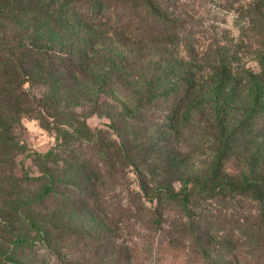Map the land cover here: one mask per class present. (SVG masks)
Here are the masks:
<instances>
[{
  "label": "trees",
  "instance_id": "1",
  "mask_svg": "<svg viewBox=\"0 0 264 264\" xmlns=\"http://www.w3.org/2000/svg\"><path fill=\"white\" fill-rule=\"evenodd\" d=\"M259 1L257 5L253 3L251 8L254 7L249 11V21L254 24L249 28L250 35L246 37L247 41L255 40L258 45L259 41L264 43V12L259 13L264 0ZM179 2L180 0H0V146L7 151L10 162L26 151L20 135L23 130L20 123L22 117H33L41 127L52 129L55 132L54 146L45 154L34 153V156L46 163L61 162L66 165L63 171L69 178L64 180L74 191L71 189L57 194L65 199L61 209L66 207V203L81 211H85V208L91 219L92 216L103 214L102 203L98 202V190H107L117 185L118 180L121 181L122 190L127 194L125 201L121 200L116 207L115 220L111 222L103 216L105 223L107 220L108 224H113L112 236L80 234L66 230V227L61 228L65 237L80 234L84 235L82 238L95 239L98 243L97 252L101 251V247L106 248L107 252L115 247L117 254L111 264H129V261L138 264L139 257L152 252L156 255L154 260H157V264H165L168 256L173 257L174 261L188 257L198 264H264L262 206L261 211H258L261 212V230L251 231L249 237L256 243L243 252L246 258H241L235 239L237 231L239 234L245 231L242 226H235L233 231L226 223L214 222L207 215H203L201 219L196 216V210L203 200L218 199L220 194L215 192L216 189L225 188L230 193H242L245 197H259L264 194V179L250 178L240 187L215 184L212 188L209 186L212 183L208 180L198 181L192 177L182 179L174 173L183 162L189 161L187 156L181 155L180 150L197 130L200 132L204 129L209 141H216L214 131L209 129L222 130L224 119H221V114L225 109L219 103L221 97L228 92L225 87L235 84L234 80H237L223 64V59L216 58L213 64H223L222 68L212 67L215 74L212 72L209 78L213 77L218 85L211 88L206 84V88L200 86L199 91L195 76L191 74L192 70L188 69L186 75L179 74L168 60L171 53L164 49L161 54L151 55V51L177 44L181 33H194L191 29L193 24L188 29L183 28L188 20L177 18L179 22H176L165 15L169 13V8L175 9ZM71 17L82 18L86 23L96 18L114 21L115 33L121 34L126 42V56L130 55L122 61L127 67H135V63L142 65L150 57V70L146 72L148 75L145 74L146 69H140L138 74L142 84L136 87L139 90L134 93L135 107L122 108L116 116L113 114L109 117L112 120L109 127L115 133L114 136L105 129H91L83 120L85 116L76 114L70 107L71 96H64L71 81L79 82L87 75L91 76L88 79L91 83L95 79L92 68L90 70L94 62L89 53L92 46L88 47L80 42L73 27L67 24ZM196 60L197 55H194V61ZM181 64L178 66L182 68ZM262 65L264 71V64ZM110 68H113L112 63H108L106 70ZM258 77L259 75L251 76V79L257 78L259 81L261 77ZM34 85L44 89L39 96L33 93ZM256 89L259 93L260 87ZM198 92L199 101L196 95ZM160 100L170 102L171 112L162 114L159 118L149 109L153 101ZM204 101L210 105L205 106ZM75 103L78 104L76 101ZM201 103L203 107H200ZM254 105L257 103L254 102ZM164 122L168 126L179 124L181 128L179 126V130L173 135H178L179 138L181 135L185 136L181 144L176 146L175 152L172 147L174 143L180 142L177 136L161 130L163 136L161 143L157 145L150 142L153 134L146 137V140L141 135L146 124ZM131 170L137 177V190L131 189L125 182ZM49 173L52 171L49 170ZM48 178L50 182L48 179L49 184L42 194L25 203V206H41L44 201L54 200L56 192L53 183L57 182L50 176ZM174 182L181 185L177 194L172 190ZM229 182L233 184V181ZM170 203L180 207L177 210H167ZM174 211L177 212L176 218L171 214ZM246 219H243L242 224L246 223ZM99 220L102 221L100 218ZM30 223L31 227L39 231L40 222L33 220ZM256 226L255 224L254 227ZM140 230L150 235L146 234L147 238L144 234L139 236ZM120 232L121 239H118ZM217 232H224L223 237L230 239L227 246H218L212 240ZM135 236L140 239L145 237V243H142L146 244L145 251L136 245L140 242ZM51 240L47 241V237L43 236L44 245ZM14 245L15 248L22 247L26 245V241L16 237ZM103 252L105 256L108 255L104 249ZM215 252L220 255L226 253L227 260L221 262L220 259L213 258L211 255ZM248 256L252 258L249 259ZM105 263L106 261L101 262Z\"/></svg>",
  "mask_w": 264,
  "mask_h": 264
},
{
  "label": "rangeland",
  "instance_id": "2",
  "mask_svg": "<svg viewBox=\"0 0 264 264\" xmlns=\"http://www.w3.org/2000/svg\"><path fill=\"white\" fill-rule=\"evenodd\" d=\"M253 3L257 5L260 1L180 0L175 9L169 8L167 10L169 13L165 14L170 20L176 22H179L177 18L188 20L187 24H183V28L188 29L193 24L191 29L194 33L183 35L181 33L177 44H169L165 48L151 51L152 56L161 54V50L164 51V49L171 53L172 56L168 60L179 74L186 75L188 69L192 70L191 74L195 76L199 91L200 86L206 88V84H209L211 88L218 85L213 77L209 78L213 72L212 67L221 69V65L225 64L231 70L232 76L237 79L234 80L235 84L231 83L225 87L228 92L221 97L219 103L221 106L224 105L222 108L225 109V112L221 114V119H224L223 132L219 128L209 129L211 132L214 131L216 141L214 139L210 142L205 130L201 129L200 132L197 130L180 150L182 156L189 158L188 162H183L174 171L175 176L182 179L192 177L198 181L208 180L212 183L209 185L212 188L216 186L215 184L240 187L250 178L264 179V76H262L264 71L261 67L264 64V43L259 41L258 45L255 40L251 42L246 38L250 35V26L254 24L249 21L251 15L249 11L253 9L254 6L251 8ZM159 4L163 6L161 2ZM263 12L264 6L259 10V13L263 14ZM86 22L79 17H71L67 20V24L73 27L80 42L85 46H92V51L89 53L94 62L90 70L92 68L95 79L91 83L92 81L88 80L91 76L87 75L86 78L78 80L79 82L71 81L72 83L70 82L66 87L64 96L66 97V94L71 96L70 107L76 114L85 116L83 120L91 129H105L114 136L115 133L109 127L112 124L109 117L113 114L116 116L122 108H131L136 104L134 93L139 90L136 87L142 84L138 74L140 69H146L145 74L150 70V57L145 59L142 65L135 63V67H127V64L122 61L124 57L129 58L130 55L126 56V42L121 34L115 33L114 21L108 22L104 18H96L90 20V23ZM197 30L198 33H195ZM194 55H197L196 61H194ZM216 58H222L223 64L218 62L213 64ZM108 63H112L113 68L107 71ZM178 64H181L182 68ZM106 71L107 74L103 75ZM258 75V78H262L259 79L260 82L257 78L251 79V76ZM259 87L258 93L256 88ZM32 89L37 96L44 91L43 87L36 85ZM196 95L199 101V92ZM254 102L257 105H254ZM151 104L149 111H154L159 118L162 114L171 112L168 100L153 101ZM204 105L207 106L210 103L204 101ZM200 107H203V103ZM132 110L133 108L129 110V113ZM201 118L202 116L199 118L200 122ZM20 123L23 127L20 132L21 140L26 151L15 156L10 162L7 151L0 146V264H101L102 261H106L105 264H111L110 262L117 254L115 247L113 250H108L109 252L101 247V251L97 252V241L82 238L84 235L80 234L112 236L113 224H108L107 220L105 223L103 216L110 221L115 220L116 207L121 200L125 201L127 194L122 190L121 181L118 180L117 185L107 190L102 188L98 190L100 192L98 202L102 203L103 209V214L99 216H92L91 219L90 214L85 212L87 211L85 208V211L79 208L74 209L69 203H66V207L62 210L65 199L57 194L72 189L64 180L69 178L63 171L66 165L61 162L46 163L45 160L34 156V153L45 154L54 146L55 132L41 127L39 121L33 117H22ZM179 126L176 123L168 126L166 122L146 124L145 131L142 129L141 135L143 134L146 140V137H151L153 134L154 138L152 137L150 142L157 145L161 143L163 136L160 133L161 130L169 135L177 136L180 142L174 143L172 150L175 152L176 146L180 145L185 138L182 135L181 138L173 135L179 130ZM89 157L91 156H87ZM49 170L52 173H49ZM48 176L57 182L53 183L56 192L53 196L54 200L44 201L41 206H38L39 204L25 206V203L42 194L50 182ZM229 181H233V184ZM125 182L131 189L137 190V177L133 170L127 174ZM180 189L181 185L174 182L172 187L174 193L177 194ZM216 190L215 192L220 194L218 199L203 200L200 208L196 210V216L201 219L203 215H207L214 222L226 223L231 230L235 226H242L245 231L242 234L237 231L235 239L238 243V251L242 254L241 258H246L243 252L255 242L249 237L251 231L261 230L259 227L261 212L258 211H261L262 206L264 212V194L259 197L254 195L245 197L242 193H230V190L225 188ZM179 207L180 205L176 207L175 204L170 203L167 210H177ZM171 214L177 217L176 211ZM244 218H247L246 223L242 224ZM232 219L235 221L232 222ZM33 220L40 222L39 231L31 227L30 221ZM255 224L256 227H254ZM63 227L80 234L65 237V232L61 229ZM139 232V236L150 235L145 231ZM204 234L207 235L206 232ZM44 235L47 241L52 239L45 245ZM223 236L224 232L223 234L217 232L212 240L218 246H227L230 239ZM16 237L24 239L26 245L15 248ZM135 238L140 242L136 244L139 245V249L145 251L146 244H142L145 243V237L140 239L135 236ZM118 239H121V232ZM261 239L264 241V235ZM257 240L259 241L258 238ZM103 249L106 254L108 253L107 256L104 255ZM185 252L189 254L187 250ZM211 256L220 259L221 262L227 260L226 253L220 255L215 252ZM155 258L156 255L152 252L139 257L137 262L138 264H157ZM247 258L251 259L252 256ZM177 263L198 264L188 257H181L179 261H174L171 256L166 258L165 264ZM129 264L137 263L129 261Z\"/></svg>",
  "mask_w": 264,
  "mask_h": 264
}]
</instances>
